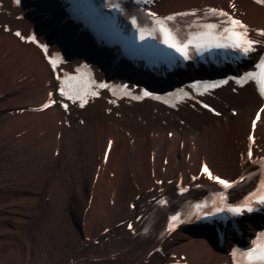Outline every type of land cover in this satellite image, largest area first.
<instances>
[{
  "label": "bare ground",
  "instance_id": "obj_1",
  "mask_svg": "<svg viewBox=\"0 0 264 264\" xmlns=\"http://www.w3.org/2000/svg\"><path fill=\"white\" fill-rule=\"evenodd\" d=\"M226 1L161 0L157 8L168 13ZM237 8L264 28V6L238 0ZM22 10L7 6L0 24L28 29L29 20L13 15ZM53 82L40 50L0 28V264H169L183 253L192 264L228 260L226 250L189 231H179L161 242L162 252L151 254L166 214L147 235L141 230L161 191H174L180 178L199 173L203 163L231 178L242 171L241 154L263 101L255 86L237 93L221 88L213 98L221 116L172 111L152 101L113 106L104 99L79 110L84 124L55 107L17 112L42 104ZM258 130L264 149V128ZM34 149L35 158L25 153ZM199 182L212 183L205 177ZM126 220H134L133 229Z\"/></svg>",
  "mask_w": 264,
  "mask_h": 264
},
{
  "label": "snow or ice",
  "instance_id": "obj_2",
  "mask_svg": "<svg viewBox=\"0 0 264 264\" xmlns=\"http://www.w3.org/2000/svg\"><path fill=\"white\" fill-rule=\"evenodd\" d=\"M16 3L19 4L20 0H16ZM256 3L264 5V0H256ZM111 6L116 9H119L121 12L124 11L123 8H121L120 3L118 2L112 3ZM231 9H236L235 3L231 4ZM204 11L205 16L211 15L213 17L222 18L220 23H205L203 25H199V31L192 33L185 38H181L177 30H174L173 28L169 27V22L174 21L178 16H196L197 11L195 10L192 12H178L174 15H169L165 17H159L155 12H151L149 13V15L154 20V27H152L151 29L140 27V25L137 23V19L135 16L131 17V22L133 25L137 26L141 40L146 39L145 33H147V36H152L153 33L159 32L163 35V42L169 47L174 48L177 52L184 56L185 59L190 58L189 49L192 47L196 49L204 48L205 50H207L209 47L232 48L238 50L244 55H248L256 50V45H264V41L253 40L249 38L248 25H246L242 20L236 18L234 15L230 14L229 11H225L223 9L218 8H209ZM15 35L17 37H20L21 39H25V37L22 36L19 31H17ZM259 35L264 37V29L259 30ZM28 39L34 41L35 37H28ZM42 47H45V51L47 50L46 46L42 45ZM51 64L53 69H55L57 66V61L53 59L51 60ZM256 67L259 69L258 71L246 72L244 76L240 77L237 80V83L244 84L248 80H256L260 86V93L262 96H264V57L260 59L259 64L256 65ZM57 79H59V76H57ZM74 79L75 77H68L66 75L64 83H62L59 91L61 95L68 96V98L73 100L74 102L76 99H79L81 102V106H83L85 103H87V100L84 98V95H86V93L84 95H81L79 92H76L75 95H69L68 92L65 91V87H67L68 81ZM226 83H228L227 80H222L219 82H214L212 84H207L205 85V88H215L218 87L220 84ZM100 87H107V85L101 84ZM92 95H98V93L93 92ZM145 95H151V93L145 92ZM137 99H139V97H137ZM55 103V100H50L49 103L44 104L43 107L49 108L52 104ZM64 107L67 108V105H64ZM204 107L207 108L208 105L205 104ZM261 114H264V107H261L259 109V111L256 113L255 119L252 121L251 127L253 133L255 132L257 122L261 120ZM216 115H220V113L217 112ZM249 140H251L254 144L255 136H249ZM252 156L253 153L251 149H249L247 152V157L251 159ZM252 163L259 164L262 166V168H264V158L254 159L252 160ZM203 174H206L209 180H214L218 184L222 185L224 189L232 188L236 183H239V181L230 182L229 180L222 179L219 176L213 175L212 171L209 169L207 164L203 165ZM193 179H196V177H193ZM157 183H163V181H158ZM181 191H187V189L182 188ZM218 200L220 201V203H214L213 205L215 207V212L210 211L208 213L209 215H215L216 213L227 211L232 213L233 215L240 216L243 215L245 212H253L257 210L254 205L258 204L264 206V178L260 180V187L257 189V191L251 193L248 197H246L243 201L238 204H228V197L223 193L219 195ZM160 203L165 204L167 203V201H160ZM202 207H206V204L196 205L197 209H200ZM183 222L184 221L181 220L179 215L172 216L168 231H175L176 228ZM128 227L131 228L132 225H129ZM252 243L253 247L250 248L246 253H243V255L248 260V264H264V232H261L257 240H254ZM237 252L238 250H233L232 255L234 258L237 256Z\"/></svg>",
  "mask_w": 264,
  "mask_h": 264
},
{
  "label": "rangeland",
  "instance_id": "obj_3",
  "mask_svg": "<svg viewBox=\"0 0 264 264\" xmlns=\"http://www.w3.org/2000/svg\"><path fill=\"white\" fill-rule=\"evenodd\" d=\"M3 119L0 117V122L2 121ZM9 150V149H8ZM35 150V152H32V151H28V150H26V152L25 153H27L28 155H30V156H32V157H36V156H39V154L37 153V151H36V149H34ZM74 156V155H73ZM17 165V164H16ZM13 169H15L14 167H13ZM3 171H5L4 170V167L0 164V172L2 173Z\"/></svg>",
  "mask_w": 264,
  "mask_h": 264
}]
</instances>
